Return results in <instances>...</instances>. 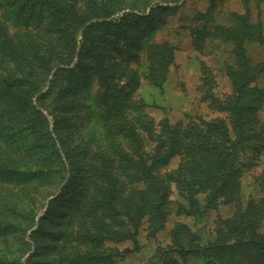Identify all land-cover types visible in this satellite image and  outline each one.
Returning <instances> with one entry per match:
<instances>
[{
    "label": "trees",
    "instance_id": "obj_1",
    "mask_svg": "<svg viewBox=\"0 0 264 264\" xmlns=\"http://www.w3.org/2000/svg\"><path fill=\"white\" fill-rule=\"evenodd\" d=\"M153 1L0 0V264H21L31 244L34 252L23 264H120L127 250L107 249L105 242L136 243L141 223L149 239L161 231L173 205L171 184L182 200L174 203L178 215L199 219L238 199L241 158L264 153V121L257 117L264 62L252 63L246 50L249 43L264 46L262 24L250 17V5L259 9L264 0H242L243 13H229L226 24L209 18L216 0L195 17L196 49L214 41L230 48L222 72L231 91L218 97L214 75L202 67L201 99L227 120L187 124H156L133 100L140 75L163 89L172 52L150 41L177 8L124 14L79 35L90 20L125 8L143 13ZM75 59L40 94L52 69ZM36 95L65 162L32 104ZM176 155L182 156L178 168L161 175ZM257 180L264 193V170ZM263 223L264 194L219 221L204 246L176 224L170 245L157 248L151 264H178L176 258L186 264L189 256L201 264H264Z\"/></svg>",
    "mask_w": 264,
    "mask_h": 264
},
{
    "label": "rangeland",
    "instance_id": "obj_2",
    "mask_svg": "<svg viewBox=\"0 0 264 264\" xmlns=\"http://www.w3.org/2000/svg\"><path fill=\"white\" fill-rule=\"evenodd\" d=\"M158 8H177L178 10L174 14L166 15L164 19L165 24L153 33L150 41L151 45L169 48L172 52L173 62L168 67L163 89L153 86L143 75H140L139 87L133 96V100L144 105V113L156 124L162 119H167L171 124H187L190 121L198 122L200 120H227L226 114L208 108L207 103L201 99V93L198 89L201 84V73L199 71L202 67H206L214 75V92L218 97L222 98L231 91L230 83L222 72L224 62L229 61V46L217 43L216 41L205 42L201 50L196 49L194 46V37L191 28L197 25L198 21L195 17L198 14H206L210 10L211 4L209 0H180L177 3L155 0L146 7L143 13L125 8L105 20L93 19L88 21L80 30L79 35L85 27L93 23L102 21L109 22L128 13L148 16L151 10ZM243 11L242 0H216L214 12L209 18L215 19V23L226 24V17L229 13L232 14L235 12L242 14ZM250 13L252 21H260L264 29V2L260 5L259 9H256L251 4ZM246 50L252 63L264 62V46L249 43L246 45ZM76 63L77 60L75 59L69 66L53 68L47 76L48 80L40 94L47 91L49 81L58 69L71 70ZM258 87L264 89V77L259 80ZM37 97L38 95L32 99V104L45 116L48 122V131H50L55 141L54 143L62 161L65 162V156L61 151L56 135L52 131L53 120L44 109L37 105ZM257 117L260 121H264V106L259 111ZM152 147V145L145 146V152L150 153ZM251 155V157H242L240 161L239 168L242 170V174L238 179L240 189L236 201L229 204H219L217 209L206 213L199 219L191 216L178 215L174 203H181L182 200L178 197L175 186L171 184L172 194L170 199L173 205L169 207V213L161 231L149 239L146 237L147 224L141 223L139 232L135 236L136 243L130 240L122 242L106 241L105 247L107 249L118 250L119 252L127 250L128 254L120 264H151V258L157 248H165L170 245L171 236L169 235L176 224L185 225L192 232H195L196 236L200 238L199 244L204 246L208 241L213 239V234L219 221L232 218L235 212L245 209L250 201H256L263 196L264 193L257 182V178L262 175L264 170V153L258 157L259 159L255 158L253 154ZM181 158V155L172 157L168 164L160 169V174L165 175L168 172L176 170L181 162ZM56 196L57 194L51 196L45 202L47 203ZM198 199L200 200V204H202L203 195H199ZM45 210L46 206L38 213L36 220L42 216ZM262 228L264 230V223ZM35 229L36 226L29 230L24 240L29 241L27 238L31 231ZM33 252L34 247L31 244V249L24 256L21 264ZM176 259L178 264H185L181 259ZM186 264H201V261L194 260V258L189 256Z\"/></svg>",
    "mask_w": 264,
    "mask_h": 264
}]
</instances>
